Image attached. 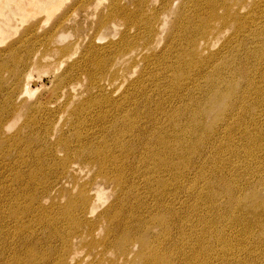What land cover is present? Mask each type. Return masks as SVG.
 Returning <instances> with one entry per match:
<instances>
[{
  "label": "bare ground",
  "instance_id": "obj_1",
  "mask_svg": "<svg viewBox=\"0 0 264 264\" xmlns=\"http://www.w3.org/2000/svg\"><path fill=\"white\" fill-rule=\"evenodd\" d=\"M0 264H264V0H0Z\"/></svg>",
  "mask_w": 264,
  "mask_h": 264
},
{
  "label": "rangeland",
  "instance_id": "obj_2",
  "mask_svg": "<svg viewBox=\"0 0 264 264\" xmlns=\"http://www.w3.org/2000/svg\"><path fill=\"white\" fill-rule=\"evenodd\" d=\"M173 11H174V9H173ZM172 11V12H173ZM169 16H170V13H169ZM168 19H170V17L168 18ZM107 39V38H106ZM29 73V77L30 78H33V79H35V80H38L37 81V87H38V89H40L39 90V92L37 93V95H35L34 97H33V105L34 104H36V102L37 101H40V102H42V103H44L45 105H46V107L48 108V109H50L48 112L49 113H47V112H44L42 115H43V117L44 118H46L49 114H52V116L48 119V120H53L54 121V123H55V126L57 125L58 126V122H61V124H60V128L62 129V132L61 133H63V135L64 136H66V137H71L72 135H73V133H72V131H70L69 129H67V127H66V125H65V123H64V121L62 120V119H64L65 118V115H64V117L61 119V118H59L58 119V116H57V112H59V110H56L55 109V105H54V103H53V101L50 99V94H49V92L48 91H46V90H44V89H41V87H42V85L44 84V82L45 81H43L44 80V78H41L40 77V74H39V70H38V68L37 69H35V68H33V71L32 72H23V74H28ZM9 74L7 73V72H5V73H2V78L4 77V78H6V79H8L9 78ZM41 81V82H40ZM5 86V85H4ZM41 86V87H40ZM47 103H50V104H47ZM56 104H59L60 105V101H58V100H56ZM40 113H42V112H40ZM53 113H55V116L53 115ZM17 129H19V130H17ZM17 131H20L21 133L19 134V135H21V136H25L24 135V126L22 127V129H20V126L19 127H17V128H15L12 132H13V134H16L15 132H17ZM45 136H46V139L47 140H49V141H52L53 139H56L57 138V134H55L54 133V135L53 134H51L50 132H48L47 134L45 133ZM24 139V138H23ZM49 167V169H51V170H54L55 168L59 171V172H61V168L60 167H56V166H53V165H49L48 166ZM27 168H21V171L22 172H25V173H28L27 171H25ZM88 173L89 172H86V173H83L81 176H80V183H83L84 182V180L87 178V176H88ZM5 181H8V180H5ZM26 181H28V183H31L30 182V180L27 178L26 179ZM47 181L48 180H46V182L45 183H43V184H41L40 185V183H39V185H34L33 187H31V190L29 191V193H37V194H39V195H41L42 193H45V191H46V189L48 188L47 187V185H49L48 183H47ZM68 185V187H70V184H67ZM13 188H15L16 190L18 189V188H16V186L14 185L13 186ZM110 190L109 189H106L105 190V196H109L110 195ZM52 197H54V198H56L57 200H58V202H59V204L61 205V206H64V204H65V200L64 199H62V198H59V196H58V194H56L55 192L54 193H52ZM112 199V198H111ZM111 199L110 200H107V202H109V201H111ZM42 204L44 205V206H48V205H50L49 203H46V202H42ZM55 208H57V207H54V208H50V210H49V213H50V215H51V217H56L57 216V214L55 215V216H53V209H55ZM3 210V209H2ZM4 211V210H3ZM30 216V215H29ZM58 221V220H57ZM59 222V221H58ZM60 229H61V227H60ZM35 237L36 238H38V239H40V240H43L44 239V237H45V232H43V231H41L40 229L37 231V232H35ZM54 240H56V241H54L53 242V245H54V247L55 246H57L58 244H59V242H58V240L57 239H54ZM83 253H85V250L83 251ZM81 256H84V254H82Z\"/></svg>",
  "mask_w": 264,
  "mask_h": 264
}]
</instances>
